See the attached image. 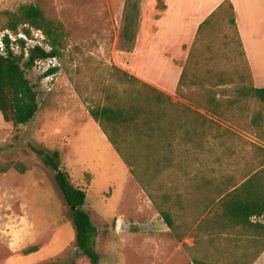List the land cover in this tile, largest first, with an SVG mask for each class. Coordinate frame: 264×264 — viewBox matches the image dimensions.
<instances>
[{
	"label": "rangeland",
	"instance_id": "obj_1",
	"mask_svg": "<svg viewBox=\"0 0 264 264\" xmlns=\"http://www.w3.org/2000/svg\"><path fill=\"white\" fill-rule=\"evenodd\" d=\"M25 3L39 5L63 22L67 47L64 56L52 62L58 68L55 73L45 75L50 61L34 66L29 73L40 84L39 110L30 123L15 126L0 113V167L11 164L6 173H0V264H92L87 256L77 253L72 211L55 182L54 171L44 165L35 148L59 151L72 182L87 191L83 209L91 213L98 230L94 238L98 264L190 263L199 253L163 231V222L130 167L116 155L89 115L96 102L105 100L107 87L108 92L118 93L129 88L111 77V67L121 68L117 62L134 64L141 49L154 41L151 22L157 17L156 10L164 9L163 1L0 0V27L6 23V12ZM31 31L35 37L36 30ZM207 37L213 41L214 56L227 57L207 65L213 69L208 82H219L221 77L230 82L215 92L250 82L248 62L227 18L218 15ZM209 42L206 39L203 50ZM43 44L49 47L45 41ZM132 45L135 51L129 53ZM196 75L191 78L198 79L203 72ZM243 75L247 79H242ZM258 83L264 87V79ZM166 84L172 86V82ZM185 93L193 101L188 100L190 105L196 107L201 101L199 90L186 89ZM236 96L232 89L224 99ZM238 96L237 104L223 109L229 119L223 122L229 130L226 137L236 143V149H214L211 158L223 155L225 161L219 159L213 166L226 174L243 176L259 168L262 161L260 145L249 138L264 146L250 124L254 112L264 113V104ZM231 128L244 136H228ZM260 134L264 138V130ZM20 163L26 166L25 173L17 170ZM31 247L37 250L27 253ZM234 250L237 254L238 248ZM254 264H264V259Z\"/></svg>",
	"mask_w": 264,
	"mask_h": 264
},
{
	"label": "trees",
	"instance_id": "obj_2",
	"mask_svg": "<svg viewBox=\"0 0 264 264\" xmlns=\"http://www.w3.org/2000/svg\"><path fill=\"white\" fill-rule=\"evenodd\" d=\"M5 15L6 23L0 29H8L15 34L24 32L29 37H32L31 30L33 28L40 30L45 36V42L50 47L49 51L39 46L31 48L27 57L24 53L16 55L12 51H9L6 57L0 55V113L6 122L19 126L30 123L39 110L40 84L38 81L32 80L29 73L33 70L38 59L64 56V50L67 47V30L62 21L49 16L41 6L33 3L22 4L15 11H8ZM218 15L224 19L227 18V22L232 26L236 41L246 57L237 27L234 6L230 0H226L200 24L188 61L177 85L176 92L191 103L193 101L185 93V90H199L201 101L197 102L196 107L174 102L165 92L113 65L111 77L129 88L118 93L117 91L108 92L107 87L105 100L96 102L89 109L90 118L98 123L113 148L130 167L131 173L156 206L161 219L171 229L178 241L183 239V235L180 236L178 233L180 225L172 218L170 209H165L154 197V180L160 175L166 177L186 175L191 179L201 176L203 172L202 152L198 148L202 144L203 136L206 138V133L203 134V127L209 129L210 142H218L220 136H223L221 130H226L223 122H229L223 109L237 104L240 99L238 95L245 100L264 104V87H256L253 78L241 86L221 88L218 91L219 94L215 92V89L230 82H224V77H221L219 82H208L213 69L207 65L215 60H227V57L224 56H214L213 41L207 37L209 30L216 25ZM133 39L135 40V36ZM206 39L210 42L206 45V50H203L202 46ZM5 40L9 43L8 36ZM19 42L24 47L25 42L23 40H19ZM132 47L133 45L128 50H131ZM57 70V67L51 68L45 75L53 74ZM197 72H203V75L198 79H192L194 75L197 77ZM242 79L247 78L243 75ZM232 89L237 96L224 99ZM199 109L206 111L207 115L202 114ZM250 121L254 132L259 133L258 139L264 142V138L260 134V131L264 130V113L261 110L254 112ZM229 134H231L228 135L230 137L239 136L233 131H230ZM186 144H192L195 149L193 151L185 149ZM258 149L264 152V147L258 146ZM35 151L42 156L44 165L54 171L55 182L66 205L72 211L77 249H82L92 264H98L100 257L94 248V238L98 230L92 221L91 213L83 209L87 191L72 182L69 172L62 165L59 151L44 148H35ZM215 151L214 149L209 151L211 160L209 166L205 168L209 169L212 176L225 175L227 178L219 184H212L214 185L212 190L215 193L210 198L206 211L209 213L214 211V215L206 216L199 227L206 224L215 234H218L219 215L216 214V210L223 208L224 212L231 211L229 212L232 214L231 219L238 223V227L242 226L244 230L250 231L251 235L255 237L256 243L249 242L242 250V254L239 250L235 254L234 248H237V241L235 242L233 237L220 238L217 235L206 240L210 244L219 246L215 250V254H207L205 257L194 256L188 264H254L264 252V222L258 220L260 217H264V164L261 168L252 170L243 176H238L235 173L229 175L213 166V162L217 163L220 159L219 156L211 158ZM185 153L189 155V159L193 156V162L182 163L181 159ZM161 156L163 159L169 160V163L164 162L163 166L160 165L158 162ZM141 159H145L147 163L144 165L140 161ZM10 168L11 164L1 166L0 173H6ZM16 168L20 173H25L27 170L26 166L21 163L17 164ZM254 217L257 218L255 222L252 220ZM191 226L188 227V230ZM231 227L232 229L228 228V235L234 236L236 230L234 225ZM199 241L196 237L195 246ZM183 246L187 248V244L184 243ZM36 250V247H31L27 253ZM225 255H227L226 258ZM246 258L249 260L246 261Z\"/></svg>",
	"mask_w": 264,
	"mask_h": 264
},
{
	"label": "crops",
	"instance_id": "obj_3",
	"mask_svg": "<svg viewBox=\"0 0 264 264\" xmlns=\"http://www.w3.org/2000/svg\"><path fill=\"white\" fill-rule=\"evenodd\" d=\"M162 1L165 5L164 9H157V17L151 22V32L153 33L151 37L154 41L149 42L146 47L141 49V57L134 64L127 63L121 65L119 62L117 63L121 68L135 75L142 81L165 92L174 102L190 105L186 98L176 92L178 82L181 78L184 66L188 61L190 50L200 24L226 0ZM230 1L234 6L238 31L243 43L254 85L256 87H262L258 82H262L264 79V0ZM132 51H135L134 45L131 50H128L129 53ZM166 82H172V86L167 85ZM199 111L207 115L206 111L203 109H199ZM223 126L225 128L227 127L225 123H223ZM231 130L244 136L239 129L231 128ZM205 133L206 138L203 136L202 144L198 148V150L202 152L201 162L203 172L201 176L191 179V177L186 175H175L171 177L160 175V177L156 178L153 182V194L157 202L162 204L165 209H170L172 218L180 225L178 233L180 236L183 235V239L178 242H180L181 246L185 243L189 247H194L195 238L197 237L200 240L194 248L195 251L199 253L197 256L205 257L207 254L212 255L215 254V250L218 249L219 246L210 244L206 240L219 235L220 238L233 237L232 239H234L235 242L237 241V248L241 253L249 242H255L256 239L251 235L250 231H247V229L244 230L242 226L238 227V223H235L231 219L232 214L229 213L231 211L224 212L222 210L223 208H217L216 214L218 213L219 215L218 234H215L206 224L199 227L206 216L211 217L214 215V211L210 213L206 211V206L215 193L212 190L214 188L212 184H219L227 178L225 175L212 176L209 173V169L205 168L210 162L209 151L212 148L218 150V152L236 149V143L229 142L226 137L228 134L227 130H221L223 136H220L218 142L215 143L210 142L209 129L203 127V134ZM103 135L108 141L104 132ZM249 139L253 143L262 146L256 139ZM110 146L113 147L111 143ZM184 148L192 151L195 149L192 144H186ZM116 155L121 158L117 152ZM162 156L159 158L158 163L163 166L165 164L164 162L169 163V160L163 159ZM220 157V162L225 161L223 155ZM261 159L262 161L259 168L264 164V152H262ZM181 160L183 164H187L189 163L188 161L193 162V156L189 159V155L185 153ZM139 187L147 199L152 203L140 184ZM152 205L155 214L160 217L158 209L153 203ZM252 220L255 222L257 218L254 217ZM258 220L264 222V217L262 216ZM160 221L163 222L165 227L163 231L172 234L171 229L164 221L162 219ZM190 225L192 226L188 230ZM232 225L235 227L236 235L229 236L228 228L230 227L232 229ZM172 236L176 238L173 234ZM263 259L264 252L256 262L262 261ZM248 260L249 258H246V261Z\"/></svg>",
	"mask_w": 264,
	"mask_h": 264
},
{
	"label": "built area",
	"instance_id": "obj_4",
	"mask_svg": "<svg viewBox=\"0 0 264 264\" xmlns=\"http://www.w3.org/2000/svg\"><path fill=\"white\" fill-rule=\"evenodd\" d=\"M36 36L35 37H29L24 32H20L19 34H15L10 30H6L4 32H0V55L1 56H8L9 51H12L14 54L19 55L24 53L25 57L29 55V50L31 48H34L36 46H39L41 48H44L45 50L49 51L50 47H47L43 44V41H45V36L40 30H36ZM8 36L9 43L6 42L5 38ZM19 40H23L25 42L24 47L19 42ZM57 57H48L45 59H38L35 62V67H40L44 64H46L48 61L47 69L45 71L48 72L51 68L56 67L55 63H52L53 60H56ZM52 63V64H51Z\"/></svg>",
	"mask_w": 264,
	"mask_h": 264
},
{
	"label": "water",
	"instance_id": "obj_5",
	"mask_svg": "<svg viewBox=\"0 0 264 264\" xmlns=\"http://www.w3.org/2000/svg\"><path fill=\"white\" fill-rule=\"evenodd\" d=\"M78 254H84V251L82 249H77Z\"/></svg>",
	"mask_w": 264,
	"mask_h": 264
}]
</instances>
